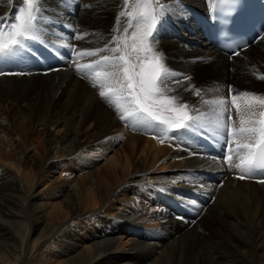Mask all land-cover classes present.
I'll list each match as a JSON object with an SVG mask.
<instances>
[{"label": "bare ground", "instance_id": "1", "mask_svg": "<svg viewBox=\"0 0 264 264\" xmlns=\"http://www.w3.org/2000/svg\"><path fill=\"white\" fill-rule=\"evenodd\" d=\"M136 2L129 0L128 10ZM150 2L167 9L154 44L170 73L166 94L179 97L190 115L212 107L204 100H230L229 86L232 94L264 95V36L229 57L202 36L191 13L190 6L209 11L211 0ZM23 6V0H0V28L7 31ZM40 7L42 42L68 49L73 43L76 55L115 47L114 36L123 45L136 30L134 22L124 32L127 16L117 20L124 0H42ZM29 43L0 61L6 73L0 75V247L9 246L8 256L0 251V264H160L168 253L172 264H264V189L253 181L264 173L248 176L232 167L219 137L177 132L174 141L153 138L152 130L121 121L90 74L108 69L76 71L108 51L62 61L65 69L44 74L39 65L48 68L55 58L36 59ZM245 77L250 88L243 87ZM230 155L236 164L238 155ZM69 231L70 251L61 241Z\"/></svg>", "mask_w": 264, "mask_h": 264}, {"label": "snow or ice", "instance_id": "2", "mask_svg": "<svg viewBox=\"0 0 264 264\" xmlns=\"http://www.w3.org/2000/svg\"><path fill=\"white\" fill-rule=\"evenodd\" d=\"M41 2L23 0L24 6L15 17V23L7 31L0 28V58L14 56L17 52L27 50L29 42L44 39L39 27ZM228 3L232 10L238 6L237 0H228ZM124 6L117 20L128 17L125 33L133 28L135 22L136 30L131 32L130 40H125L121 45L119 38L114 36L111 43L115 47L106 45L103 49L78 53V59L94 57L104 51L111 55H102L90 63L78 64L76 71L87 75L85 69H108L90 73L94 86L100 83L103 90L99 91V96L114 104L119 119L131 121L133 128L150 129L154 133L153 138L172 140L176 139L177 132L219 137L225 141L229 153L238 155L240 162L236 164H231V155L226 157V162L232 167L248 176L264 173V95L247 91L232 94L229 86L230 100H204V104L212 107L207 112L198 111V114L190 115L187 104L180 102L177 96L166 94L171 91L168 88L169 69L163 62L162 54L154 50L155 31L167 14L166 5L161 4L157 8L151 6L150 0H137L128 10L129 0H124ZM4 74L0 72V75ZM259 79L264 80V75H260ZM196 94L199 95V90ZM231 109L235 110V117ZM257 115L259 119H256Z\"/></svg>", "mask_w": 264, "mask_h": 264}, {"label": "rangeland", "instance_id": "3", "mask_svg": "<svg viewBox=\"0 0 264 264\" xmlns=\"http://www.w3.org/2000/svg\"><path fill=\"white\" fill-rule=\"evenodd\" d=\"M66 7H69V5H65ZM106 18V17H105ZM108 20L109 21H111L112 19H113V12H111L109 15H108ZM59 28H61V29H63V26L62 25H59L58 26ZM45 28H47V27H44V29ZM47 31H51L49 28H47L46 29ZM64 30V29H63ZM66 32V31H65ZM179 37V36H178ZM40 45V44H39ZM65 45V44H64ZM74 45L75 44H73V43H71V48L69 49V51H74ZM65 46H67V45H65ZM65 49H67L66 47H64ZM73 49V50H72ZM75 52V51H74ZM71 54V58H73V54L72 53H70ZM68 55V53H66V56ZM63 58H65V56L63 57ZM84 58V57H83ZM53 59H49L48 61L50 62V61H52ZM48 62V63H49ZM53 62H56V63H60V59L56 56V58H55V60L53 61ZM47 63V64H48ZM245 69V68H244ZM248 83V84H247ZM243 87H245V88H250L251 86H252V81H251V78L250 77H245V81H243ZM197 113H195V115H196ZM174 141V140H173ZM182 143L184 144V145H186V146H184V147H186V148H188V150H192V148H194V143H193V141L192 140H189L188 142L186 141V140H182ZM188 146V147H187ZM102 151L99 149V151L98 152H96L95 154H94V159H96L97 161L98 160H100V158H101V154H102V152L105 150V148H104V146L102 145ZM108 152H111V150H109ZM225 154H227V153H225ZM238 162H240V161H238L237 160V163ZM238 178V177H237ZM238 179H240V178H238ZM242 179H240V181H241ZM253 181H254V183H257V185L258 186H260V187H262L263 189H264V182H261V181H256V180H254V178H253ZM190 191L191 192H193L192 190H189V193H190ZM196 193V192H195ZM191 194H193V193H190V195ZM194 196V199L195 198H197V193L196 194H194L193 195ZM18 204H19V210H23L24 209V206H25V203H24V201H23V198H22V196L20 195V193H18ZM206 222L211 226V227H213V228H215V224L216 223H214V222H212L211 220H206ZM213 225V226H212ZM75 228V230H76V232H78V227L77 226H75L74 227ZM19 230H20V227L18 228ZM24 229V227H22V229L21 230H23ZM71 231H69V233H66L65 235L67 236V238H64V239H62L61 241L63 242V243H65V245L64 246H66V247H68L67 249L70 251L71 249H70V241H72V242H74L72 239H71V236H72V232L70 233ZM217 233H220L221 232V229L220 230H217L216 231ZM24 232L23 231H20V233H18V235L16 236V240H18V241H21L23 238H24V234H23ZM75 234V233H74ZM23 235V236H22ZM23 237V238H22ZM236 239V238H235ZM9 242V241H8ZM130 242V241H129ZM129 242H128V244H129ZM59 243V242H58ZM0 244H1V242H0ZM11 244H13V243H11ZM59 245H61L60 243H59ZM0 246H2V245H0ZM61 247V246H60ZM126 247V246H125ZM127 247H128V245H127ZM126 247V248H127ZM1 249H0V251H2L5 255H7L8 256V251H9V246H5V247H0ZM16 248H18L17 246H16ZM61 248H63V246L61 247ZM41 250V249H40ZM41 254V252H39V250L38 251H36V253H33L32 255H31V260H32V258H34L37 254ZM170 254L168 253L167 255H164V257H161L162 259H159L158 260V262H160V264L162 263V264H172V261H171V259H170V256H169ZM38 256V255H37ZM166 256H167V259H166ZM169 256V257H168ZM159 258V257H158ZM159 264V263H158Z\"/></svg>", "mask_w": 264, "mask_h": 264}]
</instances>
